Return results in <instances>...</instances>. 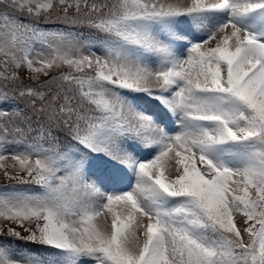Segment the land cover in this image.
<instances>
[{
  "label": "snow or ice",
  "instance_id": "obj_1",
  "mask_svg": "<svg viewBox=\"0 0 264 264\" xmlns=\"http://www.w3.org/2000/svg\"><path fill=\"white\" fill-rule=\"evenodd\" d=\"M0 172V264H264V0H0Z\"/></svg>",
  "mask_w": 264,
  "mask_h": 264
},
{
  "label": "rangeland",
  "instance_id": "obj_2",
  "mask_svg": "<svg viewBox=\"0 0 264 264\" xmlns=\"http://www.w3.org/2000/svg\"><path fill=\"white\" fill-rule=\"evenodd\" d=\"M53 15H55V14H53ZM22 19H23V17H22ZM58 23H59V22H56V21L53 20V21H50V22H49L47 25H45V26H49V27H48V30L55 31V30H57V28H56L54 25H58ZM73 26H76V25H73ZM42 27H44V24H43V23H42ZM75 32H76V31H75ZM89 32H92V31H91V30H88L87 33H89ZM76 33H81V32H76ZM82 34H83V36H85V37L90 36V35H87V34H84V33H82ZM36 47L39 48V45H37ZM63 71H67V68H64ZM21 74L23 75L24 73L22 72ZM54 74H57V73H54ZM42 79H44V78L42 77ZM9 163H10V161H9ZM0 182H1L2 184H4V183H15L14 181H8L7 179H5L4 176H3V174H2V172H0ZM108 219H109V221H110V217H109ZM237 222L240 224V217H237ZM96 223L99 224L100 226H104V217H103V216L98 217V218L96 219Z\"/></svg>",
  "mask_w": 264,
  "mask_h": 264
},
{
  "label": "trees",
  "instance_id": "obj_3",
  "mask_svg": "<svg viewBox=\"0 0 264 264\" xmlns=\"http://www.w3.org/2000/svg\"><path fill=\"white\" fill-rule=\"evenodd\" d=\"M111 2H112V0H109V3H111ZM44 27H46V28L48 29L49 26H45V25H44ZM69 28L74 29V31L76 30V31H79V32L84 33V34H87V35H93V34H94L93 32H89V33H87V31H88L89 29H87V28H82L80 25L67 27V29H69ZM234 219H235V222H236V224H237V227H240L241 225L237 222V217H235Z\"/></svg>",
  "mask_w": 264,
  "mask_h": 264
}]
</instances>
